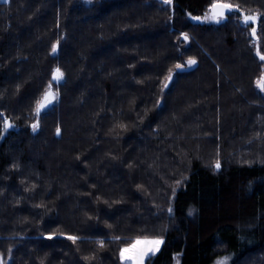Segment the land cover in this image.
Masks as SVG:
<instances>
[{
    "label": "trees",
    "instance_id": "16d2710c",
    "mask_svg": "<svg viewBox=\"0 0 264 264\" xmlns=\"http://www.w3.org/2000/svg\"><path fill=\"white\" fill-rule=\"evenodd\" d=\"M213 1L0 0L7 264H121L138 236L165 241L147 264H264V46L256 55L239 14L193 19ZM232 1L264 12V0Z\"/></svg>",
    "mask_w": 264,
    "mask_h": 264
},
{
    "label": "snow or ice",
    "instance_id": "6c2138e0",
    "mask_svg": "<svg viewBox=\"0 0 264 264\" xmlns=\"http://www.w3.org/2000/svg\"><path fill=\"white\" fill-rule=\"evenodd\" d=\"M7 2V0H6ZM162 4L165 5H171L172 0H161ZM210 12L211 15L205 14L203 16H197L193 17V19L201 20V21H212L215 23H220L222 20L226 18L227 12H232L234 14H239L242 16L243 22L247 25L249 22H252L253 24L259 22L264 18V12L261 11H253L251 13L247 12L246 10L242 9L239 4H233L231 2H227V0H215L210 5ZM264 27V25H262ZM257 33V28L252 27L251 28V35H255ZM184 40L187 41L189 39V36L187 33H181ZM59 48V41L56 42L52 46V53L56 54ZM257 54L259 55V50L257 51ZM260 59L264 60V55H260ZM197 63V60L195 58L189 57L187 61V65H195ZM185 65L183 64H176L175 68L177 70H183ZM52 79L56 82H60L64 79V72L59 68H55L52 73ZM173 79V73L172 70L169 69V75L165 78V82L162 83V88L166 89L169 86V83L172 82ZM257 86L260 88L261 91H264V76H261L257 80ZM51 88V85H49V89ZM58 98V94L51 91V90H45L43 94V102L37 101L35 113L36 116L39 117L41 111L45 109L49 104H51L54 100ZM0 116H3L2 113H0ZM14 124L12 123L11 119L4 116L3 118V124H2V130L7 131V129L13 127ZM39 119L34 122L31 127L33 131L37 130L39 128ZM121 127H125L124 125H121ZM60 128L57 127L56 134H60ZM215 167L219 169L221 167L220 162H215ZM138 187H142L138 185ZM169 212L172 211L171 208L168 209ZM57 235L56 233H50L48 235V239H53V237ZM59 235H64L63 233H60ZM68 240H71L72 242H76L78 239H80L77 236L69 235L67 236ZM114 239L119 240V237H115ZM101 247L104 246V242L101 240L98 242ZM165 241L162 236H138L136 237L131 243H125V245L120 248L119 251V257L121 264H127V262H131V264H145V260L150 258L151 256H155L158 252L161 250V246L164 245ZM12 249H8V258L13 259L12 255ZM87 259V257L85 258ZM229 258L224 257L223 259L219 260L217 264H228ZM0 264H7V261L4 258V254L0 253ZM41 264H43V261H41Z\"/></svg>",
    "mask_w": 264,
    "mask_h": 264
},
{
    "label": "rangeland",
    "instance_id": "374dc122",
    "mask_svg": "<svg viewBox=\"0 0 264 264\" xmlns=\"http://www.w3.org/2000/svg\"><path fill=\"white\" fill-rule=\"evenodd\" d=\"M213 2H215V0L213 1ZM227 2H231V3H233L234 1H230V0H227ZM256 9H250L249 10V12H253V11H255ZM210 12V7H209V9H208V11L206 12L207 14H210L209 13ZM235 16V15H234ZM237 17V16H236ZM235 17V18H236ZM239 17V16H238ZM241 20H243L242 19V17H240V21ZM203 22H208V21H203ZM242 23H243V21H241ZM254 24H252V26H253ZM252 26L250 25L249 27H248V33H249V37H250V42H251V45L253 46V48H254V50H255V52H256V55H257V51L259 50V53H263V50H262V47L264 46V43H263V40H262V38H261V35H260V30L257 28V33L255 34V35H251V28H252ZM264 54V53H263ZM264 63V62H263ZM194 65H191V66H187L186 67V69H190V68H192ZM262 69L264 70V65H263V67H262ZM264 73V72H263ZM261 76H263V75H261ZM261 76H259L258 78L257 77H255V81H254V86H255V88H259L258 86H257V80L261 77ZM51 91H53V92H57L56 90H54V89H52ZM262 94H263V96H264V91H262ZM58 99V98H57ZM56 99V100H57ZM164 99V98H163ZM56 100H54L51 104H49L47 107H49V106H52L54 103H55V101ZM163 246V245H162ZM162 246H161V248H162ZM224 257H228L229 258V261H228V264H231L232 263V259H233V255L232 254H223V255H221L213 264H217V262L219 261V260H221V259H223ZM149 259V258H148ZM148 259H146L145 260V264H147V261H148ZM244 264H247V262L246 261H244L243 262ZM127 264H131V262H127ZM174 264H178V261H176V263H174Z\"/></svg>",
    "mask_w": 264,
    "mask_h": 264
},
{
    "label": "water",
    "instance_id": "95a60500",
    "mask_svg": "<svg viewBox=\"0 0 264 264\" xmlns=\"http://www.w3.org/2000/svg\"><path fill=\"white\" fill-rule=\"evenodd\" d=\"M229 13H231V12H227L226 15L229 14ZM249 24H253V23H252V22H249ZM258 24H259V22L255 23V25H258ZM172 80H173V79H172ZM171 83H172V82H171ZM171 83H169V86L171 85ZM169 86H168V87H169ZM163 103H164V99H162V101H161V103H160V107L163 106Z\"/></svg>",
    "mask_w": 264,
    "mask_h": 264
},
{
    "label": "flooded vegetation",
    "instance_id": "af4514ba",
    "mask_svg": "<svg viewBox=\"0 0 264 264\" xmlns=\"http://www.w3.org/2000/svg\"><path fill=\"white\" fill-rule=\"evenodd\" d=\"M209 13L211 14V12H209ZM210 14H209V15H210Z\"/></svg>",
    "mask_w": 264,
    "mask_h": 264
}]
</instances>
